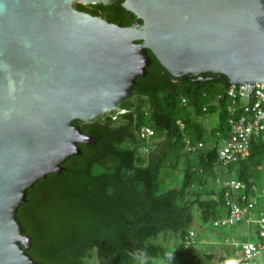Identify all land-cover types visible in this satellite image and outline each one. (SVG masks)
<instances>
[{
	"label": "water",
	"instance_id": "obj_1",
	"mask_svg": "<svg viewBox=\"0 0 264 264\" xmlns=\"http://www.w3.org/2000/svg\"><path fill=\"white\" fill-rule=\"evenodd\" d=\"M117 1L0 0V264H39L19 206L95 142L73 121L130 97L148 50L182 80L264 83V0H123L128 25L77 9Z\"/></svg>",
	"mask_w": 264,
	"mask_h": 264
},
{
	"label": "trees",
	"instance_id": "obj_2",
	"mask_svg": "<svg viewBox=\"0 0 264 264\" xmlns=\"http://www.w3.org/2000/svg\"><path fill=\"white\" fill-rule=\"evenodd\" d=\"M122 1L77 3V9L128 25ZM148 54L146 75L137 77L131 96L119 104L128 112L117 120L108 112L89 123L74 120L95 142L79 144L82 153L67 159L61 173L39 179L19 206L18 218L30 238L27 251L39 264H90L91 259L92 264H196L193 210L213 226L226 216V187L209 185L208 176L238 179L247 195L254 192L252 185L258 191L264 186L260 137L251 138L249 155L238 162L223 165L218 159V145L229 136L228 120L235 114L228 80H182ZM211 113H217L218 124L207 127L200 118ZM143 126L152 130L148 138L140 136ZM186 139L204 145L187 149ZM218 166L229 171L236 166L235 177L222 179ZM174 169L183 170L180 185L165 188ZM190 231L194 235L187 240ZM161 233L179 237L173 253L157 241ZM235 262L222 255L219 264Z\"/></svg>",
	"mask_w": 264,
	"mask_h": 264
},
{
	"label": "built area",
	"instance_id": "obj_3",
	"mask_svg": "<svg viewBox=\"0 0 264 264\" xmlns=\"http://www.w3.org/2000/svg\"><path fill=\"white\" fill-rule=\"evenodd\" d=\"M226 94L231 101L229 106L231 113L235 114L228 120L229 136L217 148L218 159L223 165L235 163L247 157L250 153L253 136L260 137L264 142V83L229 85ZM182 102H185L184 98H182ZM126 112H128L127 108L118 105L108 113L112 120H117ZM178 122L183 127V124ZM151 133L152 130L148 126H143L140 129L141 137L148 138ZM185 142L186 148L191 150L199 149L204 145L202 142H198L192 146L188 139ZM216 182L226 187L224 192L226 216L215 220L213 224L219 226L255 222L259 240L244 242L230 240L229 242L235 247L236 264H259L258 256L264 255V186L258 191L257 187L252 185L254 192L247 195L244 191V183L238 179L222 181L217 178ZM193 235L194 232L190 231L187 240Z\"/></svg>",
	"mask_w": 264,
	"mask_h": 264
},
{
	"label": "rangeland",
	"instance_id": "obj_4",
	"mask_svg": "<svg viewBox=\"0 0 264 264\" xmlns=\"http://www.w3.org/2000/svg\"><path fill=\"white\" fill-rule=\"evenodd\" d=\"M200 121L207 127L212 125H217L218 124L217 113L203 115L200 118ZM235 170H236V166H234V170L232 171H229L226 166L217 167V173L219 177H222V179L224 176L229 178H234ZM262 171H264V164L262 165ZM182 178H183V170H179V171L175 169L174 171L172 170L171 178L165 184V188L180 185ZM215 179L213 176H208L209 185L214 184V182L216 181ZM261 201L263 202V200ZM261 205L263 204L261 203ZM193 212L195 216V222L191 225V228L195 231L196 236L194 237L191 246H193L192 247L193 253L196 254V261H195L196 264H213V263L217 264L218 263V260H216L217 258L215 259L213 257L211 260L204 255L205 252H209L210 249L212 248L214 249V247L217 244L219 246L220 245L222 246L223 251L226 253L227 258L232 259L235 247L233 246L232 243L229 242L230 240L241 242L247 236H250L249 239L252 241H254L257 238V235L255 233L257 230V224L255 222L250 223V227H247L245 223L213 226L212 222H207V223L201 222L197 209H194ZM247 231L249 232V235H247ZM206 239L207 242H205ZM178 240L179 237L177 236V234H169V233L166 234L161 233L157 238V241L161 243H166L172 253L175 250V245L178 242ZM89 261L90 264H92L93 259ZM257 261L259 264H264V256L258 257ZM161 263L164 264L166 263V261H163Z\"/></svg>",
	"mask_w": 264,
	"mask_h": 264
},
{
	"label": "crops",
	"instance_id": "obj_5",
	"mask_svg": "<svg viewBox=\"0 0 264 264\" xmlns=\"http://www.w3.org/2000/svg\"><path fill=\"white\" fill-rule=\"evenodd\" d=\"M226 177V176H225ZM245 222H242V224H244ZM238 224H240V223H238ZM246 224V226L247 227H250V224H247V223H245ZM256 233V232H255ZM247 235H249V232L247 231ZM256 235H257V233H256ZM249 237L250 236H247L244 240H243V242L244 241H246V240H250L249 239ZM257 240H259V237H258V235H257V238L254 240V241H257ZM250 241H252V240H250ZM205 242H207V239L205 240ZM242 242V241H241ZM220 243V242H219ZM226 248V247H225ZM208 253H210V254H212L213 256H212V258L214 257L216 260H218V263L217 264H219V261H220V259H221V256L222 255H226V253L223 251V248H222V246L220 245H216L215 247H214V249L212 248V249H210V251L208 252ZM235 256V253H233V258H235V261H236V256ZM260 256H264V255H259L258 257H260ZM212 258H211V260H212ZM214 264V263H213Z\"/></svg>",
	"mask_w": 264,
	"mask_h": 264
},
{
	"label": "flooded vegetation",
	"instance_id": "obj_6",
	"mask_svg": "<svg viewBox=\"0 0 264 264\" xmlns=\"http://www.w3.org/2000/svg\"><path fill=\"white\" fill-rule=\"evenodd\" d=\"M104 18H106V17H104Z\"/></svg>",
	"mask_w": 264,
	"mask_h": 264
}]
</instances>
